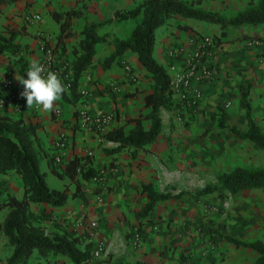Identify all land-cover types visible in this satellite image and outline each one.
I'll return each mask as SVG.
<instances>
[{"label": "crops", "instance_id": "0c3cea01", "mask_svg": "<svg viewBox=\"0 0 264 264\" xmlns=\"http://www.w3.org/2000/svg\"><path fill=\"white\" fill-rule=\"evenodd\" d=\"M141 1L16 0L0 3V29L20 31L19 42L27 46L29 66L43 56V44L51 46L57 60H72L73 50L78 48L86 22L103 23L98 34L105 37L96 43L92 63L79 79L80 96L70 97V100L61 97L55 102L54 109L58 108L59 114L35 104L27 105L19 112L12 90L20 86L18 66L11 58L0 56V76H11L14 85L10 90L4 89L0 80V102H5L0 104V110H6L11 116L22 115L25 121L41 125L36 148L40 167L42 163L45 167L42 170L45 180L46 174L51 173L47 164V158L51 156H59L63 163L75 155H88L93 168L106 170L101 184L92 181L82 186L84 199L71 198L59 207L41 205L55 218H67V223L79 217L74 229L87 236L80 248L84 249L86 245L94 247L99 242L104 245V253L97 264L117 261L253 264L257 253L249 247L236 246L228 241L222 243V239L216 242L217 247L211 252L206 253L204 247L199 246L196 221L203 212L207 214L204 210L207 205L201 207L200 203L208 199V208L220 206L222 198L215 192L199 198L186 192H193L206 183H216L221 173L239 166L236 161L240 157L250 156L254 144L236 137L227 128L234 126L241 132L247 129L245 111L240 104L242 85H250L252 117L264 131V50L251 41L255 38L264 40L263 24L221 27L206 21L177 17L155 30L153 56L167 71L171 65L176 68L185 65L196 49L198 37H214L216 47L208 63L216 67L218 75L213 82L197 84L202 97L184 124L174 113L179 96L172 94V108H160L161 132L146 149L129 147L115 151L113 149L118 144L107 141L104 134L71 126L72 119L84 108L93 114L111 113V128L124 126L129 131L135 126L130 119L148 111L144 97L151 91V78L136 53L127 50L109 66L104 68L102 65L115 51L113 39L128 38L134 28L131 19L117 20L116 12L131 10ZM183 1L193 2L197 7L220 15L231 11L236 15L251 0ZM36 14L40 15V20L33 18ZM178 48L183 51L177 52ZM222 122L227 126L221 127ZM142 125L148 130L151 123L144 120ZM197 140L208 141L211 145L207 150L195 149L193 146L197 144L193 142ZM60 180L63 188L59 190L65 185L72 186L68 178ZM143 184H152L158 193H185L158 201L147 216L139 217L138 213L149 202L147 194L142 192ZM223 201L226 236L245 242H264V190H243L234 198ZM85 217L98 222L95 231L79 222ZM137 228L142 240L135 246L131 237ZM242 251L244 255H240ZM53 260L51 264H73L65 255H57Z\"/></svg>", "mask_w": 264, "mask_h": 264}, {"label": "trees", "instance_id": "16d2710c", "mask_svg": "<svg viewBox=\"0 0 264 264\" xmlns=\"http://www.w3.org/2000/svg\"><path fill=\"white\" fill-rule=\"evenodd\" d=\"M15 1L0 0V3ZM197 3L200 2L197 1ZM66 15H69V12ZM115 17L119 21L134 19L136 24L128 38L113 39L115 51L103 61L102 65L104 68L109 66L114 59L127 50L135 52L138 61L151 78V91L144 97V105L148 111L138 118L130 119L135 122V126L129 131L124 126L112 127L104 133V138L118 144L113 149L115 151L129 147L142 150L155 142L161 132L160 108H172L169 74L167 69L153 56L155 30L177 17L206 21L219 24L221 27H236L242 24L264 25V0H251L244 10L231 18L204 10L193 2L188 3L183 0H142L131 10L117 11ZM101 25L103 23L86 22L82 28V38L78 48L73 50L74 58L69 68L72 85L70 90L62 95V98L70 100V97L80 96L78 93L79 79L92 63L96 43L105 39L104 36L98 34ZM185 27L182 26V28ZM19 32L15 29H0V56L12 59L18 66L22 79L24 76L26 78V72L30 66L26 59L27 46L19 42ZM20 85H22L21 82ZM249 90V84L242 85L240 104L245 111L246 131L241 132L236 127L227 126L223 122L220 126H227L228 131L236 137L249 140L256 148L264 149V131L252 117ZM144 120H149L151 123L148 130L142 125ZM40 126L39 123L25 121L22 115L11 116L6 110H0V176L14 172L20 176L22 182L20 197L11 194L5 187V193L0 191V212L7 211L3 220L0 221V239L4 237L12 248L5 264H31L30 259L35 253L44 259L50 256L65 255L73 264H80L86 261L90 253V246L80 248L87 236L59 228L53 232H47L43 223L55 222V216L42 206L38 211H34L32 204L59 207L71 198L84 199L82 186L92 182L98 170L91 166V158L88 155H75L62 164L56 163L55 156H51L47 158L48 170L59 179L68 178L74 184V189L71 191L67 185L62 190L51 189L45 180L44 173L40 170L39 152L36 148ZM254 188L264 190V166L256 170L237 167L223 172L217 177L216 183H206L195 189L193 194L197 198L213 192H227L230 195H236L240 191ZM142 192L147 194L149 202L138 213L139 217L147 216L158 201L172 199L185 193L180 192L178 195L158 193L152 184H143ZM223 238L236 246H245L254 250L257 258L253 264H264L263 241L245 242L230 236ZM112 264L143 263L117 261Z\"/></svg>", "mask_w": 264, "mask_h": 264}, {"label": "built area", "instance_id": "2783aa9c", "mask_svg": "<svg viewBox=\"0 0 264 264\" xmlns=\"http://www.w3.org/2000/svg\"><path fill=\"white\" fill-rule=\"evenodd\" d=\"M35 20H40V15L36 14L33 16ZM252 44L261 47L264 50L263 39H252ZM216 47V40L214 37L209 35H201L197 39L196 49L190 58L186 61L185 65L180 68H176L171 65L167 71L170 77L169 86L172 94L179 96V100L174 109L175 115L181 120L186 121L190 114L195 111L199 100L202 97V90L197 85L199 82H213L218 75L217 69L212 64L208 63V60L212 57ZM43 56L38 61L45 68V74L48 71L56 72L61 78L63 83L66 85V91L71 88V74L69 72V64L63 60H57L54 56V52L51 47H42ZM182 48H178L177 52H182ZM2 88L12 89L13 79L11 76H0ZM13 99L16 101L17 110L21 112L25 106H27L26 98L22 95L23 85L12 89ZM85 94L84 91L81 92ZM5 104V102H0ZM54 114H59L58 108L54 109ZM113 115L111 113H100L93 114L86 109L78 111L77 115L72 119V128H78L82 130H88L96 132L98 134L106 133L112 126ZM55 161L58 164H62L59 156L55 157ZM106 174L105 169L98 171L96 176L93 178V182L101 184ZM89 229L95 231L98 227L96 220H91L88 225ZM142 240L140 229L137 228L133 231L131 241L136 246ZM104 253V245L99 242L95 245L94 249L90 251L86 261L80 264H97L98 260L101 259Z\"/></svg>", "mask_w": 264, "mask_h": 264}, {"label": "rangeland", "instance_id": "374dc122", "mask_svg": "<svg viewBox=\"0 0 264 264\" xmlns=\"http://www.w3.org/2000/svg\"><path fill=\"white\" fill-rule=\"evenodd\" d=\"M233 15L234 13L231 11V12L224 13L222 16L226 18H231ZM130 21L133 22L135 26L136 20L131 19ZM129 24H132V23H129ZM42 47H46V46L43 44ZM66 62H68L69 68H70L71 60H67ZM184 123L185 121H182V124ZM204 135H206V133H204ZM204 135H202L201 137H203ZM193 143L197 144L193 146V148L195 147V149H199V150H207L209 148L208 145L210 144L208 141H203V140H197V141H194ZM236 162L240 163L239 166L237 167L241 166V168L246 169V170L261 169L264 166V149L256 148L253 146L252 152H250V156L248 158L245 155V156L240 157L238 161ZM43 169L45 170V167L43 166V163H42L40 170L42 171ZM46 182L50 188H55V189L63 188L62 181L49 172L46 174ZM71 185L72 186L69 188L70 191L74 189V184L72 183ZM4 187L7 188L6 190L9 191L11 194H14L18 197L22 195L21 178L19 175L15 174L14 172H11L8 175L0 176V191L3 193H5L6 191V190L4 191ZM188 193L193 194V192H186V194ZM215 193H216V196H219L222 198L221 205L220 204H219L220 206L211 205L212 207L208 208V205H209V202L207 201L208 199L202 200L200 203V206L204 207L207 205V208L204 209V210H207L206 211L207 214L202 211L203 213L202 215H199V219L196 221V227H195L198 229L199 234H200L199 235L200 236L199 246L202 245V247H204V249L206 250V251L204 250L206 253L211 252L214 249H216L217 247L216 242H219V239H222L220 240L222 241V243L226 241L223 238L224 236H226V224H225V208L226 207H225L223 200L225 198L230 199L231 197L232 198L235 197V195H230L227 192L221 193V195H218V192H215ZM40 207L41 205L39 204H35V203L32 204V209L34 211H38ZM6 213L7 211L0 212V221L3 220ZM78 218L79 217H76L74 222H68V223H67V220H68L67 218H61V219L55 218V222L52 223L51 221H47V222H44L43 225L45 226L47 232H53L59 228V229H67L69 231L78 233L79 230L77 231L76 229H74L76 228V226H74V223H76ZM91 220L93 219L85 217V219H82V221H79V222L82 225L88 226ZM55 224H56V227H55ZM152 224H157V223H152ZM94 247H90V251H92ZM11 252H12V248L7 244V240L4 237H2L0 239V264H5L6 259L11 254ZM240 255H244V251H242ZM54 257L56 256H50L47 259H44L36 254L31 264H51L54 261L53 260Z\"/></svg>", "mask_w": 264, "mask_h": 264}, {"label": "clouds", "instance_id": "9594fccd", "mask_svg": "<svg viewBox=\"0 0 264 264\" xmlns=\"http://www.w3.org/2000/svg\"><path fill=\"white\" fill-rule=\"evenodd\" d=\"M22 95L26 98L27 105L41 106L44 110H54L57 102L66 92V85L62 78L52 71L45 74V68L38 62L31 63L29 70L22 79Z\"/></svg>", "mask_w": 264, "mask_h": 264}]
</instances>
